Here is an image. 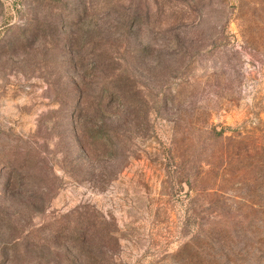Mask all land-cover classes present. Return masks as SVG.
<instances>
[{
    "label": "rangeland",
    "instance_id": "1",
    "mask_svg": "<svg viewBox=\"0 0 264 264\" xmlns=\"http://www.w3.org/2000/svg\"><path fill=\"white\" fill-rule=\"evenodd\" d=\"M0 264H264V0H0Z\"/></svg>",
    "mask_w": 264,
    "mask_h": 264
}]
</instances>
